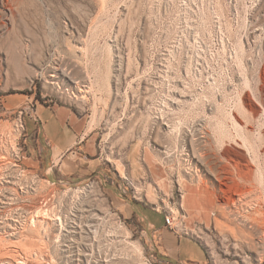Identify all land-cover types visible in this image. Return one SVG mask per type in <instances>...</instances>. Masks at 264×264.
<instances>
[{"label": "rangeland", "instance_id": "obj_1", "mask_svg": "<svg viewBox=\"0 0 264 264\" xmlns=\"http://www.w3.org/2000/svg\"><path fill=\"white\" fill-rule=\"evenodd\" d=\"M39 102L70 107L105 161L80 203L85 182L30 170L49 151L28 132ZM0 136V264H83L45 254L57 215L92 220L94 255L123 232L124 264H148L159 249L121 198L158 220L182 205L204 264H264V0H0ZM248 163L255 205L226 217Z\"/></svg>", "mask_w": 264, "mask_h": 264}, {"label": "crops", "instance_id": "obj_2", "mask_svg": "<svg viewBox=\"0 0 264 264\" xmlns=\"http://www.w3.org/2000/svg\"><path fill=\"white\" fill-rule=\"evenodd\" d=\"M28 132L34 134L41 144L39 151L48 145L46 155L32 158L33 174L46 180L86 182L89 179L105 175V161L98 154L96 144L89 138L82 123L70 107L60 104L41 103L30 118ZM117 202V208L125 217L135 216L144 221L145 232L158 247V256L174 264H204L207 253L203 245L194 237L176 233L165 223V217L152 218L146 211L147 204ZM156 211V210H155ZM161 216L164 215L158 211Z\"/></svg>", "mask_w": 264, "mask_h": 264}, {"label": "built area", "instance_id": "obj_3", "mask_svg": "<svg viewBox=\"0 0 264 264\" xmlns=\"http://www.w3.org/2000/svg\"><path fill=\"white\" fill-rule=\"evenodd\" d=\"M20 126L24 128L23 123L20 121ZM51 184H59L66 186V184L62 181H51L47 180ZM103 182V179L100 177L92 178L87 180L85 183L87 184L84 187L81 188H97L101 183ZM80 188V187H78ZM77 189V188H76ZM72 190V187L69 188V191ZM68 191V190H67ZM180 192H182L180 190ZM181 198L184 197V194L181 193ZM70 208H73L70 206ZM154 209L162 214H164L165 217V223L166 225L174 230L176 233L184 234V235H191V230L187 227L186 224V212L183 206L176 207L171 206L169 203H165L163 200L161 204H156ZM42 217V216H39ZM41 221V219L39 218ZM35 217L29 219V225H36ZM53 226L58 231L57 236L53 237L54 242L45 252L46 255L50 254L51 257H58L62 255H80L82 257V263L83 264H124L123 261L124 258L129 255L128 253L123 250V248L126 247V234L125 236H122V233H109L104 236V240L107 241L105 245L107 247H112L110 244L115 234H120L121 236L118 238V241L120 242V250L117 248L116 251L109 250L110 252L104 251H98L96 255H94V252L92 250L93 244H92V238L97 239L95 235H92V220L90 218L85 217H77L75 215L69 216V217H61L59 215L55 216L53 219ZM115 224H117V230L124 228L126 226V223L119 217L116 219ZM23 225H19L17 227H20ZM12 228H10L11 230ZM15 233V232H13ZM124 235V233H123ZM13 236V235H12ZM46 240H49L50 236L49 234L45 236ZM114 252V253H113ZM128 252V251H127ZM132 255V253H130ZM43 255V256H46ZM95 256V257H93ZM146 262L148 264H174L170 260L158 256L156 253H150L146 257ZM127 259V258H126ZM123 262V263H121ZM50 264H56L52 263L50 261ZM57 264H63L62 260L58 262Z\"/></svg>", "mask_w": 264, "mask_h": 264}, {"label": "bare ground", "instance_id": "obj_4", "mask_svg": "<svg viewBox=\"0 0 264 264\" xmlns=\"http://www.w3.org/2000/svg\"><path fill=\"white\" fill-rule=\"evenodd\" d=\"M3 136H5V134H3ZM3 136H0V141L1 142H5V140H6L5 137H3ZM6 136H8V135H6ZM241 171H243L245 173V175L243 176V180H242V183L245 186L239 191L238 198H234V197H232L230 195H225L224 196L225 199L223 200V202H224L225 206H224V210L222 209V207H221V209H222L223 214L226 217H228V214L229 215L233 214L232 211L234 209H229L231 206H234L233 208H235L236 211L238 210V212H240L241 210L245 209L247 205H251V206H254L255 205V203H254L255 199L251 196V192L254 191L253 190V187H252L254 185V183H253L254 170L251 167V164L248 163V164H246V166L244 168L241 167ZM211 174H213V176H214V178L216 180L218 179V177H216L214 173L211 172ZM92 189L93 188H91V187H90V189H87V188L86 189L85 188H77V189H74L73 194H72L73 200L71 201L72 204H74L76 202L80 203L83 200V198L85 197V195H88V192L91 193ZM73 201H74V203H73ZM230 212H231V214H230ZM39 214H36L35 215V220H37L36 218L39 217ZM242 214H243V212L240 215H242ZM128 234H129V232H128ZM17 246L18 247H21V249H24V250H29L31 248V247L29 248L28 244H26L23 241L22 242L19 241V243L17 244ZM19 262L22 263L24 261L23 260H19Z\"/></svg>", "mask_w": 264, "mask_h": 264}, {"label": "trees", "instance_id": "obj_5", "mask_svg": "<svg viewBox=\"0 0 264 264\" xmlns=\"http://www.w3.org/2000/svg\"><path fill=\"white\" fill-rule=\"evenodd\" d=\"M43 103H45V102H43ZM47 104V103H46Z\"/></svg>", "mask_w": 264, "mask_h": 264}]
</instances>
